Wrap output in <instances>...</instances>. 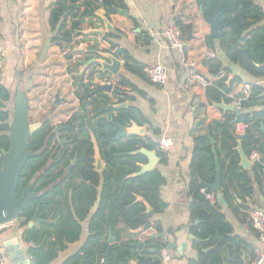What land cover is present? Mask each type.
I'll use <instances>...</instances> for the list:
<instances>
[{
  "label": "crops",
  "instance_id": "1",
  "mask_svg": "<svg viewBox=\"0 0 264 264\" xmlns=\"http://www.w3.org/2000/svg\"><path fill=\"white\" fill-rule=\"evenodd\" d=\"M58 1L0 0V51L5 53L4 65L0 70L1 78L5 85L14 89L17 79L21 75L23 87L27 93L29 119L33 117L31 115L32 108H37L36 115H38L40 110L44 111L43 105L46 107L49 102L52 104L53 95L60 90L61 97H66V100L55 106L53 118H57L56 121L70 120L73 115L79 112L81 102L75 94L74 87V78L77 73L69 72V68H73L71 66L78 62L81 63L85 59L87 63L93 57L91 51L115 53L121 50V55L118 58L122 62V68L115 78L97 73L96 65L85 68V63L82 64L84 67L79 69L80 73L82 69H85L83 73H85L86 82L88 76L93 73L95 84H113L114 86L113 92H101L94 96L102 101L98 104L100 113L104 118L109 119L110 108L104 101H109L111 105L120 104L123 98L121 93L127 92L130 98L124 101L128 103V107L122 110L137 109L138 119L148 121L144 126L146 135H152L149 128L160 130L161 135L154 137L155 140L160 142L161 138L165 137L172 144L168 153V164L166 166L158 164L157 166L166 179V184L161 189V200L165 206L161 207L158 213L154 211L155 215L151 218L152 225L143 233L133 235L123 223L118 224L114 229L112 227L113 236L117 238L114 245L131 241L146 244L151 240L153 234L165 233L162 239L152 240L153 243L158 244L161 242L166 244L168 240L176 244V249L170 252L166 248L163 249L161 257L164 254H169L171 257L163 264H193V260H197L196 264H201L200 251L208 250L206 252L208 253L215 249L213 244L190 239L192 235L190 232L192 197L189 193L191 163L196 139L206 135L215 141L214 145L211 144L212 151L213 148L216 151L213 152L215 164L216 160L219 164L220 162L224 164L225 181L222 184V195L225 205L219 202L215 193L213 194L218 200L217 205H220L221 212L225 216L227 228L231 230L228 235L232 239L240 241L228 242L220 253L214 254L213 257L215 260H221L223 264L237 263V258H241L242 261L249 264L251 256L259 247V242L258 234L253 228L247 212L251 208L264 210V189H261L260 184L255 180L256 173L253 170L256 163H262V155L259 151L260 159L252 162L240 145L237 148L240 155V170L236 172V176L247 172L250 179L254 181L255 193L252 197H248L240 188L242 184L235 179L233 174L228 173L231 164L230 150L223 146L225 138L222 131L224 128L216 127L218 124H215H222L228 116H232L234 113L220 109L216 105L231 103L222 100L217 104H211L207 91L209 87L218 88V83L224 80L228 71H232L228 78V80L232 78L230 85L235 76L241 79V82L233 84L235 90L240 92L242 85L244 88L253 85H259L262 88L263 92L259 95L262 100L254 107L249 108V111L263 113L264 80L249 76L226 57L221 46L224 36L222 27H220L221 36L218 39L210 37L211 27L205 16L204 0H124L126 9L120 11L127 12V15H122L118 11L116 14L106 16L105 8L102 7L98 10V18L87 17L84 20L80 30L74 32L73 43L65 51L58 44L52 43L56 32L51 28L50 16ZM251 1L260 7L264 14V0ZM209 2L210 6L214 5V0ZM82 3L84 1L80 2V13L85 10ZM99 15L109 18L113 26L112 30H104L102 38L90 34L85 35V32L90 29H105L104 21ZM177 20H181L185 25H190L189 31L181 32L184 49L172 48L165 37L166 30L171 24H176ZM75 21L73 18H69L66 30H71ZM261 25H264V20ZM71 47L85 49V51L78 52L74 49L71 51ZM68 54L71 59L66 58ZM158 63L165 66L168 73L167 83L163 86L151 83L144 73L146 68ZM192 63L195 64V67L192 66ZM127 64L131 67L136 65L142 67L143 75L130 72L127 69ZM221 73H224L225 77L219 79ZM197 74L203 77V82L194 78V75ZM122 79L129 82V85L120 84ZM117 89L121 90L120 94L114 92ZM230 95L227 94L226 97L231 99ZM11 107V102H9L7 109L10 112ZM119 111L121 110H116L113 114L118 115ZM46 119L54 121L49 116ZM241 126L242 124H239L238 128L240 129ZM211 127H213V136L210 132ZM232 133L236 135L235 132ZM255 135L263 137V123L260 131H255ZM226 144L233 145L230 141H227ZM239 147L253 163L252 167L245 168L241 165L242 157ZM261 147L264 148L263 145ZM225 189L228 190L231 197L229 201L223 194ZM202 193L204 194V192ZM98 207L97 204L93 208V215ZM15 229L18 228L14 223L0 228V231L2 230L1 245L3 241L14 237ZM168 232L171 234L168 235ZM90 235L89 218L82 223L79 240L68 244L64 250L58 251L56 259L50 264H66L70 259H73L70 264H92L91 256H87L90 252L88 250L92 248L88 243ZM20 240L22 247L29 252L27 256H32L30 251L36 248V245L33 242H25L23 238ZM183 243H187V251L180 254L178 248L181 249ZM30 244L33 246L30 247ZM238 250L240 256L239 254L235 256L233 253ZM0 255L2 256L0 264H11L5 249L0 250ZM35 261L36 264H39L36 258ZM132 261H137L135 256ZM103 262L104 259L101 260V264Z\"/></svg>",
  "mask_w": 264,
  "mask_h": 264
},
{
  "label": "trees",
  "instance_id": "2",
  "mask_svg": "<svg viewBox=\"0 0 264 264\" xmlns=\"http://www.w3.org/2000/svg\"><path fill=\"white\" fill-rule=\"evenodd\" d=\"M82 1H84L82 4L85 10L80 13V2ZM209 1H203L205 16L207 19H217L218 26L223 28L224 36L221 46L226 57L249 76L264 80V25H261L264 14L262 9L251 0H214L213 6H210ZM102 7L105 8L106 16L126 9L124 0H59L50 16L51 28L56 32L52 43L58 44L65 51L73 43L74 32L80 30L84 20L87 17L98 18V10ZM69 18L76 21L71 30H66ZM176 25L182 33L190 30V25H185L181 20H177ZM73 49L74 47H71L70 50ZM66 58L71 59V56L68 54ZM82 64L85 62H78L71 66L73 68H69V72L77 73L78 67ZM127 69L135 74L143 75L142 67L137 65L131 67L127 64ZM231 74L232 71H228L224 80L218 83V88H208L207 95L211 104H217L222 100L233 103V100L226 96L235 92L233 84L241 82V79L235 76L233 83L228 85L227 81ZM88 79L89 81L86 82L85 73H80V76L76 75L74 78L75 94L81 104L79 112L73 115L68 123L76 132L75 143L72 149L66 147L61 155L53 157L52 160L55 161V164L50 172L51 176L56 179L62 175L64 169H67L77 155L79 167L73 177L81 181H90L91 185L71 183L67 184L63 191L59 186L49 195H45L43 190L47 182H44L43 169L51 157L52 151L48 149L56 140V136L51 135L52 129L49 126L39 129L29 138L28 149L37 155L29 159L22 170L17 196L20 198L23 190L33 182V192L38 194V197L30 201L18 218L16 226L18 229H25L23 237L25 242H33L36 245V248L31 249L30 253L39 264H50L56 259L58 251L64 250L68 244L79 240L82 223L88 218L91 209L97 203H99V209L91 223V235L88 242L92 248L88 250L90 252L87 254L88 257L91 256L92 264H101V260L104 259L108 248L107 231L109 228L113 227L114 229L118 224L123 223L129 230H137L150 219L145 214L144 204H135L138 196H141L155 212L158 213L161 210V189L165 186L166 179L158 168L142 177L128 179L130 175L140 171L139 164L148 163L145 156L134 155L141 148L156 151L159 165L166 166L168 164V154L160 151L159 142L154 138L161 135L160 130L149 128L152 135H146L143 139L131 136L115 141L119 129L112 122L127 127L135 122L144 127L148 121L138 119L139 113L137 109L133 108L121 110L118 115H114L113 112L116 110L110 108L109 119L104 118L98 107L102 101L91 95L95 90L93 73L88 76ZM120 84L129 85V82L122 79ZM11 90L3 82L0 83V150L10 148L8 134L11 112L7 109V104L11 100ZM262 92L259 85L251 86L250 97L242 102L241 114L237 115L234 112L222 124L215 123L218 124L216 127L224 128L222 131L225 138L223 146L230 150L231 164L228 173L233 174L235 179L242 184L240 188L248 197H252L255 193L254 181L250 179L247 172L236 176V172L240 170V155L237 148L240 145L244 153L251 157L255 151L259 152L261 145L264 146V135L263 137L255 135V131H260L262 123L264 124V112L249 111V108L254 107L262 100L259 98ZM236 95L239 98H244L242 91L237 90ZM121 96H123L121 103H125L130 98L127 92H122ZM109 120L112 122L107 123ZM239 124L247 126L244 134H241L238 128ZM210 129L213 136V127ZM232 132H235L236 135H233ZM92 134L96 138L106 164V169L102 173L94 170L95 150ZM227 141L232 142L233 145H227ZM261 162V164L256 163L253 170L256 173L255 180L260 184L261 189H264V156L261 157ZM220 164L221 181L224 184V164L223 162ZM215 177V154L212 151L209 137L204 135L196 139L189 184V193L192 197L190 232L196 238L195 241L215 246V249L208 253L200 251L201 264H223L221 260H215L213 255L216 253L218 255L228 242H240L239 239H232L228 235L231 230L227 228L220 205L211 206L202 193L204 190L211 192L208 185L215 182ZM223 194L227 201L231 200L227 189L223 190ZM52 213L55 217L62 216L61 226L43 223L32 229L28 228V224L33 220L35 214L38 218L45 220ZM1 231L0 250H2ZM133 242L114 245L111 252V264H131L129 260H132L134 256L139 262L138 264L151 262V253L146 250L138 252L137 249L131 247L135 243ZM152 242V240L147 241V243ZM233 254L240 256V251ZM255 257L254 251L249 264ZM72 260L70 259L66 264H70ZM234 264L247 263L241 258H237V263Z\"/></svg>",
  "mask_w": 264,
  "mask_h": 264
},
{
  "label": "water",
  "instance_id": "3",
  "mask_svg": "<svg viewBox=\"0 0 264 264\" xmlns=\"http://www.w3.org/2000/svg\"><path fill=\"white\" fill-rule=\"evenodd\" d=\"M122 15H127L125 11H119ZM99 17L104 21L105 29H90L85 32V35H94L100 38L104 35V30L111 31L113 26L109 21V18L106 16L99 15ZM207 22L211 27V35L212 39H218L220 34V27L217 24V20L212 18L208 19ZM78 52H84L85 49H74ZM92 59L88 61L85 68H88L92 65H96V72L101 74H107L112 78H115L119 75L120 70L122 68V62L118 58L121 55V50L112 52H93ZM85 69H82L84 72ZM232 78L228 80V85H230ZM2 78H0V83H2ZM113 84H104V85H95V90L92 92V96H96L101 92L111 93L113 92ZM244 85L240 86V92L243 90ZM115 93L120 94L121 90H114ZM66 97H61L60 90H58L54 95L53 103L54 105H59L61 102L65 101ZM11 118H10V126H9V139H10V148L8 150L2 149L0 150L3 155V161L1 164L0 171V228L7 226L10 223H14L16 225L18 218L21 216L23 211L27 208L28 204L31 200L38 197V194L34 193L33 184H30L28 188L24 191L22 196L18 198L17 191L19 188L20 177L22 170L29 159L35 157L37 154L29 151L28 143L29 138L35 134L41 127L42 123H34L32 124L29 119V104L27 99V93L23 87V79L21 75L17 79L16 85L14 89L11 90ZM109 108L114 110H122L128 107V103H121L116 105H111L107 100L104 101ZM216 107L223 109L225 111L236 112L237 115L241 114V111L236 109L232 104L221 103L217 104ZM112 122V120L107 121V123ZM115 124L119 133L117 134L115 141L124 139L126 137H136L139 139H143L146 136V127H141L137 125L135 122H132L131 126H123L119 123L112 122ZM210 137V136H209ZM211 144L214 145L215 141L210 137ZM92 142L94 144L95 156H94V168L97 172H102L104 170V161L101 154V150L97 144L95 136L92 134ZM239 151L241 153V165L245 168H250L253 166V163L249 160V158L242 152L239 147ZM260 154L264 156V148L260 147ZM213 152L215 153V148H213ZM143 155L147 158V164H139L140 171L138 173L132 174L128 177V179L139 178L142 177L152 171H154L158 164L159 158L157 156L156 151H149L145 148H141L139 151L134 153V155ZM209 190L212 193H215L219 202L222 205H225L224 197L222 195V183H221V167L219 162L216 160V177L215 182L211 185H208ZM136 203L144 204L146 211L145 214L150 217L147 223L137 229L130 230L133 235H137L143 233L152 225V217L155 215L153 208L141 197L138 196L136 199ZM161 207H164V203L160 201ZM47 221L41 218H38L37 214L33 217V220L29 222L28 228L32 229L35 226L46 223ZM25 229H15L14 237L3 241L1 247L5 249L8 257L11 261V264H36L35 258L33 256L28 257L27 253H29L25 248L22 247L21 238L24 237ZM171 232H168L170 235ZM165 236L164 234H153L151 236V240L162 239ZM190 239L196 240V238L191 235ZM108 248L104 255L103 264H111V252L114 244L117 242V238L113 236L112 227L108 232ZM200 242V241H199ZM33 244H30L32 247ZM132 247L138 249V252L148 251L151 253L152 261L144 264H163V260L161 257V253L164 248L167 249L168 252L176 249V244L172 243L170 240L166 241V244L162 243H144L137 242L131 245ZM149 249V250H148ZM180 254H183L187 251V243H183L182 248H178ZM208 250H203L202 252L206 253ZM129 260V259H128ZM131 264H137V261L129 260ZM197 260H193V264H196Z\"/></svg>",
  "mask_w": 264,
  "mask_h": 264
},
{
  "label": "built area",
  "instance_id": "4",
  "mask_svg": "<svg viewBox=\"0 0 264 264\" xmlns=\"http://www.w3.org/2000/svg\"><path fill=\"white\" fill-rule=\"evenodd\" d=\"M165 37L169 43V45L172 48L175 49H184V42H183V36L180 31V29L177 27V25L171 24V26L166 30ZM5 61V53L0 51V70L2 69ZM192 66L195 67V64L192 63ZM146 77L149 79V81L155 85L163 86L167 83V69L162 64L158 63L154 66L148 67L145 69ZM225 77L224 73H221L219 75V79H222ZM1 78V73H0ZM194 78L199 81L203 82L204 79L201 75H194ZM237 90L235 92H232L230 97L233 100L232 105L235 106L236 109L241 111L242 102L250 97L251 94V86H246V88L243 87L242 93H244V98H239L236 95ZM246 125L242 124L240 128L241 134L245 133ZM171 141L165 137L161 138L159 142V149L161 152L168 154L169 150L171 148ZM260 159V154L258 151H255L251 157L250 160L252 162H256ZM3 161V155L0 153V168ZM207 201L210 203L211 206H217L218 200L216 199V196L211 192L203 191ZM248 216L250 219V222L255 229V231L258 234V242L259 247L256 249V257L252 261L251 264H264V210L259 208H251L248 210ZM163 262H167L171 259L169 254H164Z\"/></svg>",
  "mask_w": 264,
  "mask_h": 264
},
{
  "label": "flooded vegetation",
  "instance_id": "5",
  "mask_svg": "<svg viewBox=\"0 0 264 264\" xmlns=\"http://www.w3.org/2000/svg\"><path fill=\"white\" fill-rule=\"evenodd\" d=\"M69 121H67L65 123H62L59 126L53 125L52 123H50V120H48V121L44 120L42 122V127L41 128L50 126L51 129H52L51 130V135H55L56 136L55 137L56 140L54 141V143L51 146H49V149H48L49 151H52L51 157L47 161V164H46L45 168L43 169L44 182H47L46 185H45V188L43 190L45 195H49L51 192L54 191V189L56 187H59V186H61V190L63 191L65 189L66 185L67 184H71V183L72 184L73 183L74 184L86 183L88 186L91 185L90 181H81L78 178H74L73 177L77 173V168L79 167L77 155H75L74 159L72 160L71 164L67 167V169H64L62 175H60L56 179H54V177L51 176V172L50 171L52 169V166H54V164H55V161L52 160L53 157L55 155H61L62 152H64V150L66 149V147H70L72 149L73 146H74V143H75L76 132L74 130H72V126L69 125V123H68ZM105 169H106V164L104 162V170L103 171H105ZM94 170H95V168H94ZM102 172H100V173H102ZM31 184H33V182ZM26 189L23 190V192L21 193L20 197L22 196V194L24 193V191ZM18 190H19V188H18ZM97 204L99 206V203H97ZM93 208L91 209V212H90V214H89V216L87 218V219L90 218V228H91L92 221H94V219H95L94 215L96 214V213L94 215L92 214ZM45 220L47 221L46 222L47 225H50V224L56 225V224H58L59 226H61L62 216L59 215V216L55 217L54 213H52V214L48 215Z\"/></svg>",
  "mask_w": 264,
  "mask_h": 264
},
{
  "label": "rangeland",
  "instance_id": "6",
  "mask_svg": "<svg viewBox=\"0 0 264 264\" xmlns=\"http://www.w3.org/2000/svg\"><path fill=\"white\" fill-rule=\"evenodd\" d=\"M86 59L85 60H83L82 62H85L86 63ZM88 63V62H87ZM86 63V64H87ZM79 66V65H78ZM80 67H84V65H81V66H79L78 67V69H80ZM80 75V71H78L77 72V76H79ZM88 81H89V79H88ZM87 81V82H88ZM94 83V82H93ZM94 85H96L95 83H94ZM52 104L49 102L47 105H46V107H45V105H43V110L44 111H42V110H40L39 111V114L38 115H36V113H37V108H32V111H31V115L33 116V117H30V122L32 123V124H34V123H39V122H43L44 120H49V119H46V117L47 116H49L50 117V119H52V120H54L53 122L52 121H50V123H52L53 125H56V126H59L60 124H62V123H65V122H67V121H69V120H66V121H64V120H58V121H56L57 120V118H53L54 116H53V112L56 110V108H55V106L56 105H54V103H53V100H54V95H53V97H52ZM57 113V112H56ZM58 122V123H57Z\"/></svg>",
  "mask_w": 264,
  "mask_h": 264
}]
</instances>
